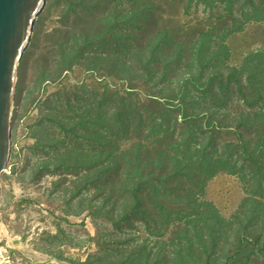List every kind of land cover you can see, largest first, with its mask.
<instances>
[{
  "label": "trees",
  "instance_id": "1",
  "mask_svg": "<svg viewBox=\"0 0 264 264\" xmlns=\"http://www.w3.org/2000/svg\"><path fill=\"white\" fill-rule=\"evenodd\" d=\"M104 1L109 6L96 17L101 42L122 13L111 5L119 2ZM202 1L218 2L212 5L217 18L233 27L238 17L264 22V0ZM134 11L140 30L147 15L140 4ZM165 32L139 43L122 27L110 52L91 55L111 58L120 80L158 83L145 92L153 108L140 107L131 87L103 86L98 97L80 85L73 97H59L42 112L51 129L42 130L46 161L60 178L73 177L71 188L61 186L69 192L66 204L114 226L97 240L110 241L133 221L141 226L145 236L131 234L130 248L116 252L124 264H264V51L229 64L222 38L209 41L203 31L184 46ZM163 39L172 42L171 52ZM180 63L185 72L166 84L163 78ZM222 132L234 140H221ZM220 172L236 175L246 194L228 217L205 198L208 180ZM106 256L93 257L96 264H114Z\"/></svg>",
  "mask_w": 264,
  "mask_h": 264
},
{
  "label": "rangeland",
  "instance_id": "2",
  "mask_svg": "<svg viewBox=\"0 0 264 264\" xmlns=\"http://www.w3.org/2000/svg\"><path fill=\"white\" fill-rule=\"evenodd\" d=\"M116 1L119 3L111 5H117L122 13L112 19V31L102 42L101 26L96 17L109 6L107 1L46 0V6L35 19L17 68L10 119V152L0 176V264H96L93 256L104 258V251L108 253L105 259L124 264L116 252L130 248L134 241L132 235L145 236L141 226L133 221L124 231L115 232L116 236L110 241L97 240L99 232L114 231V226L104 218L94 219L86 210L79 211L78 207L66 204L69 192L61 191V186L71 188L69 180L73 177L60 178L54 163L46 161L49 149L41 144L45 130L51 131L42 112L59 97H73L80 85L98 97L103 86L118 91L133 88L139 106L153 108L145 92L146 89L154 90L158 83L120 80L123 73H115L111 58H91V55L111 51L109 42L116 41L115 32L122 27L128 32L134 31L138 42L142 43L158 30H166L173 41L186 46L198 41V33L207 31L211 36L209 41L222 38L229 48L230 56L226 60L229 64H239L248 51H264V22L238 17L240 23L233 27L229 19L217 18L215 11L219 8L212 5L218 2L113 0ZM139 4L147 20L137 30L134 8ZM163 43L168 51L173 47L166 39ZM179 71L181 75L185 72L181 63L177 71L166 74L163 81L167 84L166 78H177ZM227 139L234 140L233 134L222 132L221 140ZM58 179L64 182L59 183ZM97 183L88 186L94 188ZM245 195L238 177L223 172L210 178L205 187V198L225 217L236 211Z\"/></svg>",
  "mask_w": 264,
  "mask_h": 264
},
{
  "label": "water",
  "instance_id": "3",
  "mask_svg": "<svg viewBox=\"0 0 264 264\" xmlns=\"http://www.w3.org/2000/svg\"><path fill=\"white\" fill-rule=\"evenodd\" d=\"M45 0H0V176L10 152L17 68Z\"/></svg>",
  "mask_w": 264,
  "mask_h": 264
},
{
  "label": "bare ground",
  "instance_id": "4",
  "mask_svg": "<svg viewBox=\"0 0 264 264\" xmlns=\"http://www.w3.org/2000/svg\"><path fill=\"white\" fill-rule=\"evenodd\" d=\"M44 5H45V3H44ZM44 5L39 9V13L42 11V9L44 8ZM38 13V14H39Z\"/></svg>",
  "mask_w": 264,
  "mask_h": 264
}]
</instances>
